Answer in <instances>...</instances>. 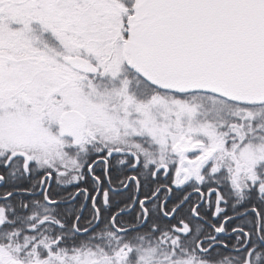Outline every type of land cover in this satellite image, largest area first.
Returning <instances> with one entry per match:
<instances>
[{
    "label": "snow or ice",
    "instance_id": "6c2138e0",
    "mask_svg": "<svg viewBox=\"0 0 264 264\" xmlns=\"http://www.w3.org/2000/svg\"><path fill=\"white\" fill-rule=\"evenodd\" d=\"M0 264H264V0H0Z\"/></svg>",
    "mask_w": 264,
    "mask_h": 264
}]
</instances>
